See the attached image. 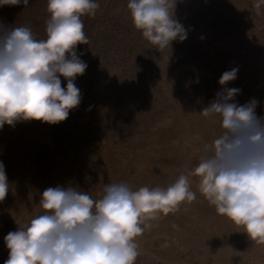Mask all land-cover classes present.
<instances>
[{
    "label": "rangeland",
    "instance_id": "obj_1",
    "mask_svg": "<svg viewBox=\"0 0 264 264\" xmlns=\"http://www.w3.org/2000/svg\"><path fill=\"white\" fill-rule=\"evenodd\" d=\"M94 17H82L88 44L77 46L87 64L75 79L81 103L58 124L19 121L0 129V161L9 192L0 202V264L4 237L41 214V194L69 185L99 199L105 184L167 188L198 162L219 118L199 112L222 90L219 79L238 68L229 88L235 102L259 101L264 117V5L258 0H173L187 39L159 50L133 23L128 0H96ZM47 0L0 6V24H28L45 39ZM62 87L67 81L61 77ZM176 212L161 214L136 238L135 264H264V244L252 241L198 191Z\"/></svg>",
    "mask_w": 264,
    "mask_h": 264
},
{
    "label": "clouds",
    "instance_id": "obj_2",
    "mask_svg": "<svg viewBox=\"0 0 264 264\" xmlns=\"http://www.w3.org/2000/svg\"><path fill=\"white\" fill-rule=\"evenodd\" d=\"M175 2L128 0L134 27L159 50L187 39L174 17ZM21 3L26 7L29 0H0V6ZM261 5L264 0L254 7ZM98 8L96 0H47L45 39H37L28 24H0V129L19 121L58 124L79 106L75 79L87 64L76 49L88 44L82 17H94ZM237 73L232 68L221 75L222 90L199 112L218 117L219 131L209 129L212 139L199 149L198 162L187 173L167 188L133 191L124 182L105 184L99 199L71 185L48 187L39 200L43 212L4 237L9 250L4 264H135L136 238L153 227L150 222L197 198L192 177L218 214L264 244V117L256 114V99L235 102L241 90L227 85ZM9 190L0 161V202Z\"/></svg>",
    "mask_w": 264,
    "mask_h": 264
}]
</instances>
